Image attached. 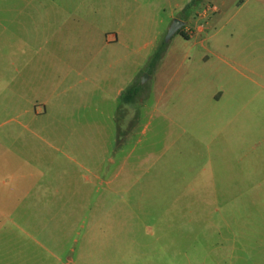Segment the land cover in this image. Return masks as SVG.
<instances>
[{
    "label": "rangeland",
    "instance_id": "1",
    "mask_svg": "<svg viewBox=\"0 0 264 264\" xmlns=\"http://www.w3.org/2000/svg\"><path fill=\"white\" fill-rule=\"evenodd\" d=\"M242 1L0 0V264H264Z\"/></svg>",
    "mask_w": 264,
    "mask_h": 264
},
{
    "label": "crops",
    "instance_id": "2",
    "mask_svg": "<svg viewBox=\"0 0 264 264\" xmlns=\"http://www.w3.org/2000/svg\"><path fill=\"white\" fill-rule=\"evenodd\" d=\"M250 2V0H243L242 1V4H240V7H242V6H246V4L247 3H249ZM251 9H252V11H254V13H264V0H251ZM181 19V18H180ZM259 25H264V20L262 21V23H259ZM116 41L117 40V38H116V36H114V38H110V39H108L107 41ZM37 112H40V110H38ZM2 213H3V211H2V209L0 208V216H2Z\"/></svg>",
    "mask_w": 264,
    "mask_h": 264
},
{
    "label": "water",
    "instance_id": "3",
    "mask_svg": "<svg viewBox=\"0 0 264 264\" xmlns=\"http://www.w3.org/2000/svg\"><path fill=\"white\" fill-rule=\"evenodd\" d=\"M185 25V22L179 18H174L167 29L166 39H169L172 34L177 32L182 26Z\"/></svg>",
    "mask_w": 264,
    "mask_h": 264
},
{
    "label": "trees",
    "instance_id": "4",
    "mask_svg": "<svg viewBox=\"0 0 264 264\" xmlns=\"http://www.w3.org/2000/svg\"><path fill=\"white\" fill-rule=\"evenodd\" d=\"M178 32H180L183 36H185L182 32V29H179Z\"/></svg>",
    "mask_w": 264,
    "mask_h": 264
},
{
    "label": "built area",
    "instance_id": "5",
    "mask_svg": "<svg viewBox=\"0 0 264 264\" xmlns=\"http://www.w3.org/2000/svg\"><path fill=\"white\" fill-rule=\"evenodd\" d=\"M213 10H215V8H213Z\"/></svg>",
    "mask_w": 264,
    "mask_h": 264
}]
</instances>
